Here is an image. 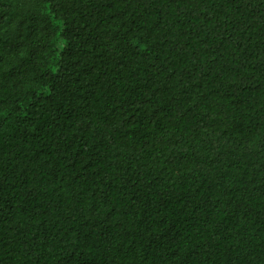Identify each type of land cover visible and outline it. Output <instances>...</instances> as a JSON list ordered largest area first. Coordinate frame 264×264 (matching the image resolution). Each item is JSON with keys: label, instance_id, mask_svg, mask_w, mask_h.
Instances as JSON below:
<instances>
[{"label": "trees", "instance_id": "1", "mask_svg": "<svg viewBox=\"0 0 264 264\" xmlns=\"http://www.w3.org/2000/svg\"><path fill=\"white\" fill-rule=\"evenodd\" d=\"M0 264H264V0H0Z\"/></svg>", "mask_w": 264, "mask_h": 264}]
</instances>
